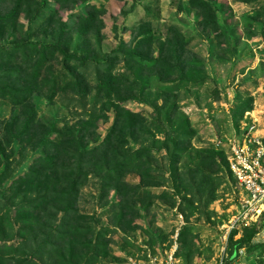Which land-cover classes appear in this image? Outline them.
I'll use <instances>...</instances> for the list:
<instances>
[{
	"label": "rangeland",
	"instance_id": "rangeland-1",
	"mask_svg": "<svg viewBox=\"0 0 264 264\" xmlns=\"http://www.w3.org/2000/svg\"><path fill=\"white\" fill-rule=\"evenodd\" d=\"M204 1L214 31L189 0H70L53 23L35 17L46 0H25L12 22H0V54L8 56L0 65L1 264L30 263L39 244L24 238L47 223L27 233L23 220L44 217L32 201L50 189L59 192L49 216L72 213L60 227L66 236L38 264H142L174 251L179 264L264 263V213L232 227L246 195L225 165L229 144L249 128L264 143V0ZM8 8L1 4L0 14ZM90 13V32L64 40L82 63H95L85 64L86 77L70 76L58 52L41 66L59 26ZM132 47L135 62L127 63ZM115 77L109 104L98 83ZM27 78L39 91L15 104L8 87L24 88ZM56 145L61 165L53 169L42 159Z\"/></svg>",
	"mask_w": 264,
	"mask_h": 264
},
{
	"label": "trees",
	"instance_id": "trees-1",
	"mask_svg": "<svg viewBox=\"0 0 264 264\" xmlns=\"http://www.w3.org/2000/svg\"><path fill=\"white\" fill-rule=\"evenodd\" d=\"M24 1L25 0H0V5L1 4H3V5L8 4L10 7V8H8V9H10L8 14H6L5 16H2L0 14V22L1 21L5 22V23L12 22L14 19V15H16L21 10L22 5L25 4ZM69 1L70 0H53V1L46 0V2H43L42 4L37 5L36 10H35V17L39 18L41 15H43V16L45 15V16H47L48 20L51 23H53L54 17L57 15V13L60 12V10H64L67 8ZM48 2H50V3L48 4ZM51 3H53L55 5V7L53 9L50 8L49 10L45 11L46 7H48V5H51ZM189 4L193 8H195L197 11H199L200 13H204L203 17L200 16V18H201L202 25L205 29L206 28L207 29L212 28L213 31L216 30V24L214 21L213 12H212L210 6L207 5V2H205L204 0H189ZM47 12H50V13H47ZM94 20H96L95 16H91V13H90L89 16H87L86 18L78 17L77 21L71 27H69V23H67V22L62 23L59 26V28L57 29V32H56L57 40H56L55 44L51 47L46 46V48L43 50L44 54L40 58L41 66L44 64L45 61L48 60L47 55L53 56V54L55 52H58V54L62 56L63 61L68 66V70H69L68 72H71L70 76L79 75L81 78L86 77L84 75V72H85L84 69H86L85 64L86 65L87 64L93 65V63H91L87 59H85V63L84 62L82 63L81 58L77 57L76 53L70 52L69 42H64V40L67 38V36L69 34L72 35V33H74V32H80V35H84V36L87 35L91 30L90 25L92 24V22H94ZM140 44L143 45V40L138 41L136 46L140 45ZM42 46L43 45L39 46L40 49L42 48ZM129 50L130 51L128 53L126 52V61H127V63L128 62H135L134 57L136 56L135 55L136 54V51H135L136 47H132ZM116 53H119V52L116 51ZM104 56L106 57L105 59H107L109 57L108 54H104ZM7 58H8V56L1 57V54H0V65H4ZM110 61L105 60V62L103 64H101V68L105 71H109L110 69H112L113 67L108 69V67H109L108 63ZM31 62H32V60L30 59V60H26L25 63H22V68H23L22 73L23 72L25 73L29 69V65ZM151 62H152L151 67H149L151 69L158 64L157 60H155V61L153 60ZM153 62H154V65H153ZM136 63L139 64L138 62H136ZM93 66H95V63ZM143 66L146 67V65H143ZM88 67L90 68V66H88ZM79 69H81V70H79ZM10 72L14 75V74H17L18 70L14 68L13 70H10ZM37 72H38V74H36V71H35V73L33 75V77L35 79H38V77H39V71L37 70ZM61 73L63 75H65L64 72H61ZM100 73H101V71H100ZM25 81H27V84L24 86V88H19L17 86V84L15 86L8 87L9 91L11 93V96H9L8 99L13 101L15 104H22L23 99H26L29 96H31L34 93H37L39 91L38 88L30 85V84H32V82L28 78L25 79ZM79 82L80 81L77 79V80H74V82H72V83H75V85H77ZM115 83H116V77L115 78H107L106 80L100 81L98 83L97 96L102 95L103 97L106 98L107 103L110 104L111 103L110 101L113 100L112 98H115V95L117 94L115 86H114ZM66 88L68 89V86ZM67 89H65V90L67 91ZM5 90L7 91V87L3 88V92ZM29 124H31V122H29ZM23 127H25L27 129L28 123H26V125H24ZM54 148H55L56 154L52 155V156H47L42 160H44V161L50 160V166L49 167H51L53 169H57L58 166L61 165V162L59 160V156H58V153L56 151L57 145ZM95 151H96V149L90 150V151H88V154H94ZM225 165H226V169H227L226 160H225ZM67 168H68V166H65V169L62 167V170L67 171ZM40 170H41L40 168L38 170L37 169L31 170L29 176L33 177L36 174H38V176H39L41 174ZM227 171H228V169H227ZM229 174H230V172H229ZM77 181H76V184H77ZM53 192L54 191H52V189H50L49 191H47L41 195V198L39 201L38 200L32 201V203L34 205H36L35 208H33L34 211H37L39 209L40 213L43 214L44 217L39 216L40 215L39 214V215H37V218L34 220V216L32 214H29L31 216H29V217L25 218V220H23V226H24L23 230L25 229L27 231V233H29L30 231H33V229H34L33 225L34 224L36 225V227H37V225L40 226L42 223V220H45L47 223V225H45V227L43 228L44 232L42 231V232H39L37 234L29 233V234H33V236L29 237V238L23 237L25 239V242H28V243L32 242V243H35V245H36V243L39 244L38 246H33V247H35V252L32 254L30 263H28V264H38V261H35L33 259H35L36 256H39V253L42 252L45 248H46V250H48L47 254L49 252H51L53 249H55V247H52L51 245L55 242H59L60 236H63L62 238H64L66 236L65 234H61L63 232H61L60 229L63 230V228H60V227H61V224L63 221H66V226L68 225V222L70 219L69 217L72 213V210H71V208L66 210L67 212H65V216L62 217V219H60V220H57V217L55 214L49 216V214L47 212V208L49 206H51L52 198L54 196L55 197L58 196L57 193L59 192V190H57L54 193ZM67 198H68V196H67ZM33 204H31V205H33ZM45 206H46V211H45ZM56 212L61 213L62 211L57 209L55 211V213ZM0 214H1V211H0ZM6 225H7V223L5 221V218L3 216H1V218H0V230H1V228L4 229V226H6ZM8 225H11V223ZM13 225H15V223H13ZM231 243H232L231 244V254L229 256V260L233 261L236 258L237 250L240 247H242L243 241L231 242ZM3 249H4V247L0 248V261H3V257H1V252L3 251ZM8 249L9 248H6V250H8ZM73 255H74V253H73ZM73 255H72V257L74 258L75 255L74 256ZM49 260L53 261V259L51 257H49ZM1 263L2 262H0V264ZM49 264H54V263L49 262Z\"/></svg>",
	"mask_w": 264,
	"mask_h": 264
},
{
	"label": "built area",
	"instance_id": "built-area-1",
	"mask_svg": "<svg viewBox=\"0 0 264 264\" xmlns=\"http://www.w3.org/2000/svg\"><path fill=\"white\" fill-rule=\"evenodd\" d=\"M256 135L255 127H251L233 142H229L227 169L246 195L240 204V215L234 219L232 227L241 223L249 224L264 213V143ZM175 254L176 251L165 255L162 261L154 259L142 264H179ZM219 264L225 263L221 259Z\"/></svg>",
	"mask_w": 264,
	"mask_h": 264
}]
</instances>
